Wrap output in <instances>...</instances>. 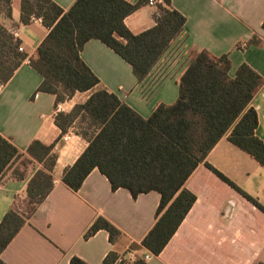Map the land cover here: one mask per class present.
I'll list each match as a JSON object with an SVG mask.
<instances>
[{"label":"crops","instance_id":"0c3cea01","mask_svg":"<svg viewBox=\"0 0 264 264\" xmlns=\"http://www.w3.org/2000/svg\"><path fill=\"white\" fill-rule=\"evenodd\" d=\"M52 1L66 11L75 0ZM170 6L185 22L143 79L137 80L130 64L114 50L99 39H90L80 56L99 83L58 103L54 94L37 90L41 76L29 64L48 29L34 16L27 24L21 23V0H11L9 18L0 15V24L7 31L17 30L24 55L0 89V135L20 152L0 177V221L10 208L28 215L0 253L6 264H68L73 256L85 264H102L110 250L124 253L127 260L143 259L149 252L140 242L156 220L159 193L149 191L133 198L124 188L112 190L96 168L76 191L61 180L64 169L75 162L88 142L78 133L77 120L60 135L55 116L84 103L92 91L104 88L147 118L158 104L176 100L178 77L193 51L227 54L231 76L246 63L263 78L250 104L258 116L255 134L264 142V0H170ZM158 7L168 6L164 1L149 5L146 0L124 18L125 26L132 33L152 27ZM250 38L256 42L248 43ZM32 140L55 142L53 186L38 205L25 192L29 179L42 167L26 152ZM206 164L264 208V166L230 142L226 133L184 183L195 195L194 203L160 253L149 252L144 264H264V210ZM98 217L121 231L114 244L102 229L83 236ZM131 244L137 248L128 250Z\"/></svg>","mask_w":264,"mask_h":264},{"label":"trees","instance_id":"16d2710c","mask_svg":"<svg viewBox=\"0 0 264 264\" xmlns=\"http://www.w3.org/2000/svg\"><path fill=\"white\" fill-rule=\"evenodd\" d=\"M146 0H75L64 11L52 0H21V23L30 16L40 18L48 33L29 57L30 66L41 76L37 90L55 95L63 102L75 92L92 90L99 79L80 56L83 45L99 39L127 61L134 76L141 80L180 33L184 16L170 6L158 7L155 24L132 33L124 18ZM0 15L11 16V0H0ZM264 28V20L262 22ZM248 43H255L250 38ZM18 40L0 24V84L6 83L24 59L17 50ZM227 54L214 55L206 49L191 53L178 77V94L171 104H158L147 118L141 117L114 93L101 88L68 113L58 112L55 124L60 135L76 120L78 133L87 146L75 162L64 169L61 180L73 191L82 185L94 168L102 173L112 190L124 188L133 198L156 191L160 195L156 220L140 245L157 255L176 231L195 201L184 187L194 169L210 149L227 133L235 146L264 166V142L255 134L258 116L250 102L263 78L248 64L241 63L229 74ZM54 144L32 140L27 154L42 167L29 179L25 192L35 205L41 203L53 186L52 169L56 160ZM20 155L18 149L0 135V177ZM222 180L264 210L220 172ZM17 177L21 174L14 172ZM27 214L13 208L0 221V253L19 231ZM108 233L114 244L121 231L103 217L96 218L84 232L87 238L98 230ZM137 248L131 244L128 250ZM0 264H6L0 258ZM68 264H85L76 256ZM102 264H144L136 257L110 250Z\"/></svg>","mask_w":264,"mask_h":264},{"label":"built area","instance_id":"2783aa9c","mask_svg":"<svg viewBox=\"0 0 264 264\" xmlns=\"http://www.w3.org/2000/svg\"><path fill=\"white\" fill-rule=\"evenodd\" d=\"M164 0H147V4L149 5H155L156 3H162ZM9 33L12 35V37L17 40V36H18V33H17V30L16 29H10L9 30ZM17 50L19 52L22 51V46L20 45V43L18 42V46H17ZM2 88V84H0V89ZM67 137L64 136V139H66ZM151 254L148 252L146 253L144 256H143V259L144 260H148L150 258Z\"/></svg>","mask_w":264,"mask_h":264}]
</instances>
